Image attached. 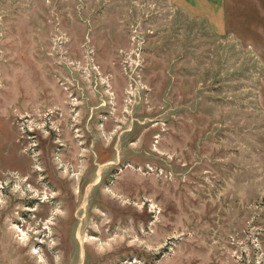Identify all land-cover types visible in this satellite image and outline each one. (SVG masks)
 I'll use <instances>...</instances> for the list:
<instances>
[{
  "label": "rangeland",
  "instance_id": "rangeland-1",
  "mask_svg": "<svg viewBox=\"0 0 264 264\" xmlns=\"http://www.w3.org/2000/svg\"><path fill=\"white\" fill-rule=\"evenodd\" d=\"M224 11L0 0V264H264V0Z\"/></svg>",
  "mask_w": 264,
  "mask_h": 264
},
{
  "label": "crops",
  "instance_id": "crops-1",
  "mask_svg": "<svg viewBox=\"0 0 264 264\" xmlns=\"http://www.w3.org/2000/svg\"><path fill=\"white\" fill-rule=\"evenodd\" d=\"M189 13L199 14L209 20L210 26L223 30L225 26L224 0H176Z\"/></svg>",
  "mask_w": 264,
  "mask_h": 264
},
{
  "label": "bare ground",
  "instance_id": "bare-ground-1",
  "mask_svg": "<svg viewBox=\"0 0 264 264\" xmlns=\"http://www.w3.org/2000/svg\"><path fill=\"white\" fill-rule=\"evenodd\" d=\"M84 245V244H83Z\"/></svg>",
  "mask_w": 264,
  "mask_h": 264
}]
</instances>
